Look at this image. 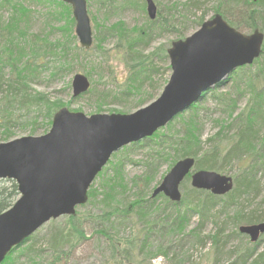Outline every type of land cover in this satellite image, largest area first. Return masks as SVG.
Masks as SVG:
<instances>
[{"label": "rangeland", "instance_id": "1", "mask_svg": "<svg viewBox=\"0 0 264 264\" xmlns=\"http://www.w3.org/2000/svg\"><path fill=\"white\" fill-rule=\"evenodd\" d=\"M154 1L158 12H162L163 16L167 17L174 12L178 26L174 33L156 32L157 36L149 41L134 44L133 49L145 58L153 52L155 54L163 50L167 52L173 41L179 38V32L184 28L183 25L180 26L183 22L181 16L187 12L185 7L187 0ZM220 1H222L221 4H219ZM237 1L235 4L232 0H196L198 9H189L193 12L191 21L202 14L210 18L217 13L216 9L220 8L226 12V14L223 12L221 14L233 26L250 34L254 29L233 23V21H242L241 15L244 12L242 4L245 0ZM112 3L114 6H109L111 3H102L100 0H88V13L91 18L94 41L92 47L85 51L76 35L75 23L70 19V17L73 18L72 9L70 15L58 14L55 17L52 16L53 12L64 10L59 4L53 2L0 0V57L2 56V59L5 57L7 54L5 46L10 43L18 52L17 62L20 66L29 59L37 58L38 54H41V57L37 59H41L40 63L43 65L38 69L36 78L28 82L27 91L35 96L32 99L34 104L11 109L5 105L7 100L3 97L4 92L0 90V142L3 141L5 130L13 132L14 137L47 133L51 125L48 126L46 123L45 103H59L62 107L65 106L69 110L80 111L86 115L132 113L137 110L134 107L135 100L132 98L122 102L113 98L107 99L102 105V110H98L97 103L100 98L97 89L119 92L124 88L128 77L127 62L121 45L124 39L121 34L135 37L137 29L150 19L146 0H138L127 6L123 5V0H113ZM12 20H14L15 27L10 32L6 23ZM258 27L264 31V18L258 21ZM191 32L193 30L188 31L187 35ZM96 37H99L101 41L98 42ZM13 64H0L5 80L15 77ZM161 65L166 66L164 63ZM77 73L88 76L91 88L96 89L97 95L93 93L74 97L72 81ZM170 74L171 71L168 70L158 75L154 78L155 83H165V79L167 78L168 81ZM263 86L264 55L260 58V62L244 69H237L225 79L223 84L212 88L204 98L197 102L200 107V114L197 116L198 130L201 131V147L204 150L212 146L213 142L210 138L216 133L224 142L232 139L239 129V123L235 118L251 104ZM163 87L155 98L160 95ZM213 90L237 99L234 115L229 116L224 111L223 103H227L228 97L222 98L224 101H218L213 95ZM39 98H44L46 102H36ZM187 112L188 110L185 111V116ZM12 114L18 121L8 126L6 119ZM184 123L185 121L178 116L170 124L161 128L160 133L179 132L177 136L182 135L186 129ZM261 136H264V122H260L258 138ZM176 148L168 152L169 157L156 160H152V155L156 154V149L152 146L129 148L126 151L121 149L116 154L114 153L111 157L113 163L109 161L102 174H99L93 182L97 189L96 197L92 198L88 204L77 208L78 219L75 224L78 229H73V225L66 216L45 223L28 242L31 244L30 251L14 254V264H48L53 258L50 250L52 248L51 234L59 229L67 233L72 232L67 249L69 255L62 260L61 264H107V259L111 256L109 239L97 233V229L107 226L108 232L115 235L119 241L135 238L148 232L145 226L153 223L156 213L151 212L146 215V212L141 211L140 208H134L133 214L126 219L122 218L120 221L113 217L111 223L115 227H111L112 225L106 222L104 213L112 206L123 208L133 203L139 196L147 198L155 186L161 183L174 162L181 159L179 158L181 147L176 146ZM233 160L223 165L224 170L216 171L235 177L239 173V167L238 161ZM146 176H150V184L144 181ZM257 177L260 182L257 192L239 196L234 204L218 201L219 204L215 209L209 211L205 217L198 214L193 215L182 231L172 228L170 234H166L165 224L150 230L151 237L146 246V253H139L137 260H144L146 264H230L237 252H244L253 246L255 249V244L251 243L250 237L239 232V226L246 223L240 219L241 214L247 216L256 212V209L260 210L259 213L264 212V167L259 169ZM8 180L2 179L0 186L10 185ZM112 186L116 191H113L111 198H106L112 193L110 191ZM181 188L185 199V204L182 206L184 211L192 201L196 200L197 195L190 192L193 188L190 178L183 182ZM156 203H164L163 198L159 197ZM259 204L260 208H256ZM199 226H202L199 230L201 238L207 239L206 246L187 238L195 228L199 229ZM220 229L223 230L222 233L224 232L220 240L227 243L216 257L212 236H215ZM183 238L184 240L180 243V239ZM261 238L264 240V234ZM166 250H172L175 253L183 252L184 255L172 261V252L169 257L163 255ZM156 252L157 255H151ZM255 252L256 256L264 253V242L256 248ZM262 258L263 261L259 264H264V254Z\"/></svg>", "mask_w": 264, "mask_h": 264}, {"label": "water", "instance_id": "2", "mask_svg": "<svg viewBox=\"0 0 264 264\" xmlns=\"http://www.w3.org/2000/svg\"><path fill=\"white\" fill-rule=\"evenodd\" d=\"M71 4L76 34L82 47L93 44L87 0H63ZM149 16H157L154 0H147ZM264 33L247 35L217 14L185 39L168 49L172 74L160 96L132 113L86 115L67 107L58 109L50 130L0 142V179L15 180L20 196L0 213V264L13 247L22 244L45 223L74 215L88 201V191L114 152L151 136L176 115L202 98L204 91L221 82L237 67L251 64L262 53ZM74 96L90 88L89 78L75 74ZM195 158L178 160L154 189L181 201V184L192 171ZM192 185L225 194L233 177L201 169L192 174ZM240 230L257 240L264 221L242 225Z\"/></svg>", "mask_w": 264, "mask_h": 264}, {"label": "trees", "instance_id": "3", "mask_svg": "<svg viewBox=\"0 0 264 264\" xmlns=\"http://www.w3.org/2000/svg\"><path fill=\"white\" fill-rule=\"evenodd\" d=\"M37 1H48L53 2L54 4H59V6L62 7L64 11L53 12L52 16L55 17L58 14L61 16L65 14L70 15V11L72 9L69 4L62 0ZM100 1L106 4L111 3L109 6H114L112 3L113 0ZM137 1L138 0H123V5H131ZM232 1L235 4L238 2L237 0ZM195 2L196 0H187L185 3L187 12L185 15L181 16L183 22L180 23V26L183 25L184 28L179 32V38H184L188 31L197 29L206 19L205 14H202L195 20L191 21V15L193 12L189 9H198L199 7ZM221 3L222 1L219 2V4ZM242 5L244 8V12L241 15L242 21H233V23L238 26L245 25L250 29L258 27V21L261 18H264V0H245ZM219 9L220 8H217L216 12H223L226 14L224 10ZM70 19H72V22L75 23L74 18L70 17ZM177 26L178 25L175 21L174 12L170 13V15L167 17L163 16L162 12H158V17L156 19H149L142 27L137 29V35L135 37L121 34V37L124 39V43H121V45L124 49L123 56L127 62L128 77L124 88L119 92H113L108 89H97L98 97L100 98V101L97 103L99 111L102 110V105L105 104L104 102L110 98L121 102L124 100L128 101V99L132 98L135 100V108H140L155 99V96L158 94L159 90L166 84L167 78L163 84H156L154 78L158 77L160 74L168 72V70L170 71L168 55L166 51L163 50L157 54L153 52L150 56L145 58L133 49L134 44L149 41L150 39L154 38V36H157L156 32L174 33ZM6 27L10 32H12L13 28L15 27L14 20L6 23ZM96 38L98 42L101 41L99 37ZM14 49L15 47L9 43V45L5 46V50H7L5 53L7 54L3 59L2 56L0 57V64L14 63L12 66L15 77H12L8 80H5V74L1 70L2 65H0V90L4 92L3 97H5L7 100L5 101V105L11 109L15 107L23 108L35 103L34 100H32L35 96H32L27 91L28 82H31L33 79H35L36 74L39 71L38 69L43 67L42 63H40L42 60L37 59L41 57V54H38L37 58L27 60L25 64L20 66L17 62L18 52ZM118 51H120V49H118ZM263 55L264 51L262 56ZM260 58L257 59L255 63L260 62ZM161 63H164L166 66L163 65L162 67ZM247 67L248 66L242 67L241 69ZM95 90V88H90L87 92L82 94V96L96 93ZM212 92H214V90ZM213 95L216 96L215 98H217L218 101H224L223 99L228 97L227 103H223L224 111L229 116L235 114V107L237 108V99L228 96L226 93L219 94L214 92ZM204 96H206V94ZM37 101H41L42 103L46 102L44 98H39L36 100V102ZM45 106V108H47V116L45 118L46 123L49 126L52 124L54 112L59 107H61V104L45 103ZM184 113L178 115L185 121L184 124L186 129L182 135L177 136L179 132H176L175 134H172L171 132L168 134H161L160 130H158L150 137H146L142 140L132 142L124 146L122 150L126 151L129 148L134 149L152 146L156 149V154L152 155V160H156L157 158L162 159L163 157H169L168 152L176 150V146H180L181 152L179 158L194 156L196 158V168L198 169L224 170L222 169L223 165L231 162L233 159H236L238 161L239 173H237L234 177V188L225 195H215L210 191L196 189L193 187L191 188L190 192L197 195L196 200L192 201L190 206H188L184 211L182 210V206L185 204L184 197L181 202L177 203L171 201L163 194H160L157 197H152V193H150L147 198L144 196L137 197L133 203L124 206L123 208H120L119 206H112L113 208L111 207L109 211L104 213L107 220L106 222L110 223L112 225L111 227H115V225L111 223L113 217H116L120 221L122 218L126 219L131 216V214H133L134 208H140L141 211L146 212V215H149L151 212L156 213V215L153 218V223L149 224L150 226H145L148 232L141 234L138 237L125 239L123 241H119L117 238H115V235H113L111 232H108V229H106L107 226L97 229V233L104 235L109 239L111 256L107 259V264H146L144 260H137L136 257L139 253H146V246L148 245L149 239L151 237L150 230H153L158 225L165 224L166 234H170V230L172 228H178V230L182 231L193 215L198 214L201 217H205L209 211L211 212L213 209H215V207L219 204L218 201H223L225 204H234L235 200L239 196L255 193V191L258 189V184L260 183L257 177L258 171L264 167V136L258 138L260 122H264V86L258 93L257 97L251 102V104L243 112L240 114L238 113L239 115L237 118H235V120H241L242 123L232 139L224 142L223 139L218 137V133H216L215 136L210 138V141L213 142L212 146L206 150L201 147V131L199 132L198 130L197 116L200 114V107L198 106V103H195L188 110L187 116H185ZM6 121L7 125L10 126L11 124L14 125L18 119L14 118L12 114L6 119ZM4 135L5 136L2 139L3 141L9 140L15 136L13 132H9L8 130H5ZM174 161L176 160L174 159ZM110 162L112 161L110 160ZM100 174H102V172ZM0 181H2V179H0ZM8 181L10 182V185L0 186V213L10 208L19 197L17 183L12 179H9ZM144 181L147 184L148 182L150 184V176H146ZM96 190L97 189L92 184L91 188L89 189V200L86 204H88L92 198L96 197ZM110 191H112V193L109 196H106V198H111V195L114 193L113 191H116L114 186L111 187ZM159 197L163 198L164 203H156V200ZM66 217H68L69 222H71V225H73V229H78L75 224V221L78 219L77 214ZM100 217L102 218V216ZM240 219L242 222L246 223L263 221L264 212L260 214L257 212H252L247 216L241 214ZM201 228L202 226H199V229L195 228L192 233L187 236V238L194 239L195 241L206 246L207 239L203 240L199 234V230ZM222 231L223 230L220 229L215 236H212L216 257L221 252L220 250L222 247L227 243L220 240L222 234L224 233H222ZM71 234L72 232L67 233L63 229L56 230L51 234L52 248L50 250L52 251L53 258L48 264H61L62 260L68 257L69 251L67 249L68 242L71 240ZM33 238L34 234L27 238L23 244L14 247L6 256L2 264H14V254L16 252L22 253L24 251H30L31 244H28V242ZM183 240L184 238L180 239L179 242L181 243ZM171 252L173 253L171 259L172 261H175L184 255L183 252L175 253L172 250H166L163 252V255L165 257H169ZM254 252V249L244 250V253L239 255L238 259L233 261L231 264L261 263L263 261L262 256L264 253L249 263V258L254 256ZM151 255L155 256L157 255V252Z\"/></svg>", "mask_w": 264, "mask_h": 264}, {"label": "flooded vegetation", "instance_id": "4", "mask_svg": "<svg viewBox=\"0 0 264 264\" xmlns=\"http://www.w3.org/2000/svg\"><path fill=\"white\" fill-rule=\"evenodd\" d=\"M264 240L261 238L260 240H258L257 242H255V248H259V246H261L263 244ZM239 255H235V257L233 258L234 261H236L238 259ZM252 257L249 258V263H251Z\"/></svg>", "mask_w": 264, "mask_h": 264}, {"label": "bare ground", "instance_id": "5", "mask_svg": "<svg viewBox=\"0 0 264 264\" xmlns=\"http://www.w3.org/2000/svg\"><path fill=\"white\" fill-rule=\"evenodd\" d=\"M236 122L239 123V126H238V128H239V127L241 126L242 121L237 119ZM233 161H234V160H233ZM233 161H231V162H233ZM231 162H230V163H231ZM256 208H260V204H259ZM259 211H260L259 209H256V212H257V213H259ZM262 212H263V211H261L260 213H262ZM260 213H259V214H260Z\"/></svg>", "mask_w": 264, "mask_h": 264}]
</instances>
